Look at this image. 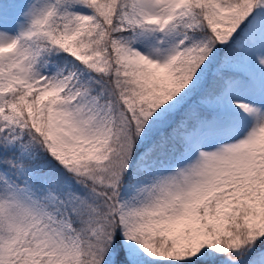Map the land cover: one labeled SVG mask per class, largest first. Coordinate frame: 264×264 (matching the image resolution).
I'll return each mask as SVG.
<instances>
[{"label": "snow or ice", "instance_id": "snow-or-ice-1", "mask_svg": "<svg viewBox=\"0 0 264 264\" xmlns=\"http://www.w3.org/2000/svg\"><path fill=\"white\" fill-rule=\"evenodd\" d=\"M0 264H264V0H0Z\"/></svg>", "mask_w": 264, "mask_h": 264}]
</instances>
